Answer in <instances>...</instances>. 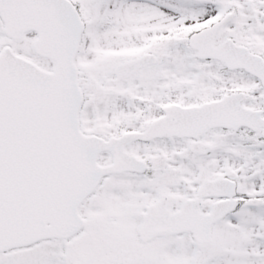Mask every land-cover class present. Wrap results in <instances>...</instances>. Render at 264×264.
Wrapping results in <instances>:
<instances>
[{
    "label": "snow or ice",
    "instance_id": "snow-or-ice-1",
    "mask_svg": "<svg viewBox=\"0 0 264 264\" xmlns=\"http://www.w3.org/2000/svg\"><path fill=\"white\" fill-rule=\"evenodd\" d=\"M0 264H264V0H0Z\"/></svg>",
    "mask_w": 264,
    "mask_h": 264
}]
</instances>
